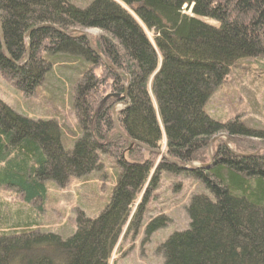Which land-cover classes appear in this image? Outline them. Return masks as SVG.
Here are the masks:
<instances>
[{
    "label": "trees",
    "instance_id": "obj_1",
    "mask_svg": "<svg viewBox=\"0 0 264 264\" xmlns=\"http://www.w3.org/2000/svg\"><path fill=\"white\" fill-rule=\"evenodd\" d=\"M89 30L99 31L88 35L97 54L84 35L69 33ZM0 32V75L25 98L51 72L48 56L85 65L73 83L81 135L71 149L55 120L26 118L0 100V264H118L112 256L158 176L181 172L210 197H192L187 229L159 248L163 264H264V129L229 109L206 111L239 61L264 63V0H92L85 9L70 0H0ZM220 134L231 149L221 138L210 145ZM100 155L118 168L105 209L94 218L79 212L67 239L38 231L47 183L63 187L100 171ZM166 222L158 217L146 233Z\"/></svg>",
    "mask_w": 264,
    "mask_h": 264
},
{
    "label": "rangeland",
    "instance_id": "obj_2",
    "mask_svg": "<svg viewBox=\"0 0 264 264\" xmlns=\"http://www.w3.org/2000/svg\"><path fill=\"white\" fill-rule=\"evenodd\" d=\"M70 1L81 9H85L92 2V0ZM203 21L210 23L207 20ZM87 32L88 35L99 34L96 30ZM48 58L53 62L52 70L31 97L25 98L20 95L12 83L0 75V100L15 113L26 118L55 120L60 126L62 146L71 149L81 135L78 119L72 107L73 83L85 65L77 57L69 55L48 56ZM126 105L127 102H123V105H117L115 109L117 111L118 108ZM238 105L246 111H237ZM227 109L238 119L243 120V124L247 127L264 129V63L262 61L254 59L239 61L237 68L230 71L225 82L214 91L206 106V111L211 116H222ZM225 138L231 149L227 136ZM225 138L222 139L225 141ZM207 155L211 156V151H208ZM100 164V171H95L81 179H69L63 187L47 183V204L39 220L38 231L67 239L75 232V220L79 212L87 218H94L105 209L117 183L118 168L115 159L109 155H100ZM1 192L2 188H0ZM198 195L210 197L203 184L193 176L185 172L161 173L144 204L139 223L123 238L120 250L113 254L112 260H116L118 264H163L164 258L159 250L160 246L172 234L187 229L186 210L192 197ZM7 198L8 200H1L8 203L11 197ZM160 216L165 217L167 222L153 233L147 234L148 225Z\"/></svg>",
    "mask_w": 264,
    "mask_h": 264
},
{
    "label": "water",
    "instance_id": "obj_3",
    "mask_svg": "<svg viewBox=\"0 0 264 264\" xmlns=\"http://www.w3.org/2000/svg\"><path fill=\"white\" fill-rule=\"evenodd\" d=\"M69 33H80V34L84 35L87 38V40L89 41L90 46H91L93 52L95 54H97V51L93 48V46H92V44L90 42L89 36L87 34L88 32L70 31ZM0 37H1V32H0ZM26 41L28 42V38L27 37H26ZM27 53H28V48H27ZM118 105L121 106V105H123V103H119ZM115 113H116V109L114 108L112 110V119H113L114 122L116 121L115 120ZM116 128H117V126H116ZM217 138H221L222 139V138H225V136L224 135H218V136H216L215 138H213L211 140L210 145H212V143L214 142V140H216ZM224 144L227 145L226 138H225ZM208 165H209V163L206 166H199L198 168H203L204 169V168H207ZM180 169H182V170H191V169H193V167H191L190 165H185V166H181Z\"/></svg>",
    "mask_w": 264,
    "mask_h": 264
},
{
    "label": "bare ground",
    "instance_id": "obj_4",
    "mask_svg": "<svg viewBox=\"0 0 264 264\" xmlns=\"http://www.w3.org/2000/svg\"><path fill=\"white\" fill-rule=\"evenodd\" d=\"M123 108V107H122ZM226 137V135H224ZM192 166H196V165H192Z\"/></svg>",
    "mask_w": 264,
    "mask_h": 264
}]
</instances>
